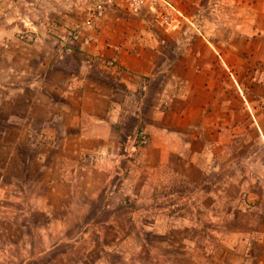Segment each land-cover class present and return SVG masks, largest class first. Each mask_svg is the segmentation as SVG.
Wrapping results in <instances>:
<instances>
[{
    "label": "rangeland",
    "instance_id": "374dc122",
    "mask_svg": "<svg viewBox=\"0 0 264 264\" xmlns=\"http://www.w3.org/2000/svg\"><path fill=\"white\" fill-rule=\"evenodd\" d=\"M89 4L90 0H0V264H221V256L227 264L236 260L264 264V105H256L257 113L263 114L260 131L244 97L248 110L237 111L236 136L228 135L224 143L213 146V165L206 171L205 183L199 169L182 162L154 169L144 195L118 202L120 214L115 217L98 212L104 208L102 192L91 199L94 172H83L75 194L68 185L49 183L59 179L63 166H76L73 120L56 119L45 125L39 118L43 110L37 106L39 116L35 114L31 129L21 136L11 118L24 117L29 97L40 95L44 84L37 79L43 59L55 64L47 72L50 86L52 81L65 83L84 65L88 74L111 84L100 68L110 63L93 60L88 55L92 44L82 48L68 36L88 17ZM96 27H86L85 34L95 35ZM229 79L236 83V74L229 73ZM156 84L145 97L132 96L142 100L146 112L164 90L163 84ZM230 90L229 99L237 101ZM52 111L58 113L56 108ZM66 122L68 135L62 136ZM80 161L90 165L93 160L86 153ZM121 179L113 177L117 190ZM134 187L141 193L140 180ZM77 191L79 204L71 211L63 208L75 202ZM141 208L148 212L128 213ZM112 218L119 233L107 224ZM119 239L123 240L117 248Z\"/></svg>",
    "mask_w": 264,
    "mask_h": 264
},
{
    "label": "crops",
    "instance_id": "0c3cea01",
    "mask_svg": "<svg viewBox=\"0 0 264 264\" xmlns=\"http://www.w3.org/2000/svg\"><path fill=\"white\" fill-rule=\"evenodd\" d=\"M170 1L179 13L167 25L160 23L154 9L133 14L123 7L109 8L97 23L88 55L93 60L114 62L100 67L111 84L88 74L90 69L84 65L65 83L52 81L50 86L47 72L54 70L55 64L43 59L39 68L42 74L36 75L37 82L44 84L38 89L40 95L29 97L24 117L11 118L21 136L31 129L35 114L39 116L37 106L43 110L39 118L45 125L56 119L73 120L70 125L77 127L76 166H63L59 179H49V183L68 185L75 194L83 172H94L96 188L91 199L102 192L104 208L98 212L107 211L112 217L120 214L118 202L144 195L150 182L148 174L154 169L178 167L182 162L199 169L207 182L213 146L228 135L236 136L240 121L237 111L245 112L244 98L262 131L259 120L263 114L257 113L256 105H264V0ZM86 21L87 17L80 24ZM229 73L233 77L236 74V83L229 79ZM154 82L159 87L163 84L164 90L157 93L146 112L142 100L135 101L132 96L140 93L145 97L144 87L151 90ZM230 89L237 94L235 102L229 99ZM53 92L58 95L53 96ZM27 120L29 126H24ZM70 125L66 122L60 135L67 136ZM47 129L44 127L49 132ZM141 131L149 138L147 145L138 144ZM86 153L91 154L90 165L80 161ZM114 175L122 176L120 190L113 182ZM139 180L141 193L134 190ZM75 198L63 208L71 211L69 208L79 204L78 191ZM144 212L148 211L141 208L128 213ZM107 224L117 233L121 231L113 218ZM60 230L62 235L64 225ZM119 240L115 242L117 248L123 239ZM224 258L220 257L221 264H227ZM233 264L242 263L236 260Z\"/></svg>",
    "mask_w": 264,
    "mask_h": 264
},
{
    "label": "built area",
    "instance_id": "2783aa9c",
    "mask_svg": "<svg viewBox=\"0 0 264 264\" xmlns=\"http://www.w3.org/2000/svg\"><path fill=\"white\" fill-rule=\"evenodd\" d=\"M112 7H123L133 14H140L146 8L154 9L160 23L164 25L172 23L175 15L179 13L177 6L170 0H90L86 24L78 25L69 31V38L73 42H78L82 48L91 45L95 36L93 34L86 35V27H95ZM110 64H114V62L110 61ZM144 91H147V87H144ZM148 141L149 138L145 132H139V145H147Z\"/></svg>",
    "mask_w": 264,
    "mask_h": 264
}]
</instances>
